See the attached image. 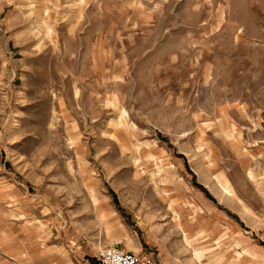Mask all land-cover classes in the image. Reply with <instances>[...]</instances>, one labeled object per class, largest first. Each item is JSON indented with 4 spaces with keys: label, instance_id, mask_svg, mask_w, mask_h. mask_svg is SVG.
Masks as SVG:
<instances>
[{
    "label": "rangeland",
    "instance_id": "1",
    "mask_svg": "<svg viewBox=\"0 0 264 264\" xmlns=\"http://www.w3.org/2000/svg\"><path fill=\"white\" fill-rule=\"evenodd\" d=\"M209 244L264 264V0H0V264Z\"/></svg>",
    "mask_w": 264,
    "mask_h": 264
},
{
    "label": "built area",
    "instance_id": "2",
    "mask_svg": "<svg viewBox=\"0 0 264 264\" xmlns=\"http://www.w3.org/2000/svg\"><path fill=\"white\" fill-rule=\"evenodd\" d=\"M93 264H160L158 261L139 253L107 247L100 251Z\"/></svg>",
    "mask_w": 264,
    "mask_h": 264
},
{
    "label": "crops",
    "instance_id": "3",
    "mask_svg": "<svg viewBox=\"0 0 264 264\" xmlns=\"http://www.w3.org/2000/svg\"><path fill=\"white\" fill-rule=\"evenodd\" d=\"M158 227L159 226L157 225V228ZM193 240H195V237ZM213 246H214L213 244L203 245L198 248H196V246H193L194 247L193 251H192L193 247H191L190 252H193V253L187 257V263L188 264H229L227 260L228 259L227 251L223 250V247L225 245L223 247L220 246L219 250L212 251L213 253H211L209 251L215 248ZM138 249L140 250V248ZM158 249L161 250L160 247H158ZM252 251L254 252V245H252ZM179 263H181V261ZM255 263H256L255 260H247L243 264H255ZM232 264H235V263H232Z\"/></svg>",
    "mask_w": 264,
    "mask_h": 264
}]
</instances>
